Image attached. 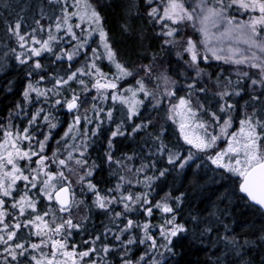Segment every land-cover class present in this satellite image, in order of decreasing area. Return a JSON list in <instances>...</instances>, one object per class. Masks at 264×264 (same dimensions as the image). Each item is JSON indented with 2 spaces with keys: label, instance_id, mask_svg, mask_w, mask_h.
Listing matches in <instances>:
<instances>
[{
  "label": "snow or ice",
  "instance_id": "6c2138e0",
  "mask_svg": "<svg viewBox=\"0 0 264 264\" xmlns=\"http://www.w3.org/2000/svg\"><path fill=\"white\" fill-rule=\"evenodd\" d=\"M0 79V264H264V0H0Z\"/></svg>",
  "mask_w": 264,
  "mask_h": 264
},
{
  "label": "trees",
  "instance_id": "16d2710c",
  "mask_svg": "<svg viewBox=\"0 0 264 264\" xmlns=\"http://www.w3.org/2000/svg\"><path fill=\"white\" fill-rule=\"evenodd\" d=\"M114 23L115 21H113V24ZM121 46L126 47L127 42L122 41ZM5 87V80L0 79V90L4 89ZM11 100V97L5 100V97L3 95H0V110H2L6 104L11 103ZM235 214L237 216V219L240 221L255 219L251 216L250 212L243 207H237L235 209ZM181 251L184 253L181 264H205L206 261L213 259V257L211 256V250L207 248L206 243L204 245L197 244L195 247H192L190 244L185 242Z\"/></svg>",
  "mask_w": 264,
  "mask_h": 264
}]
</instances>
